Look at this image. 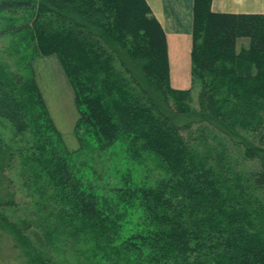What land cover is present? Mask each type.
Wrapping results in <instances>:
<instances>
[{"label": "trees", "instance_id": "16d2710c", "mask_svg": "<svg viewBox=\"0 0 264 264\" xmlns=\"http://www.w3.org/2000/svg\"><path fill=\"white\" fill-rule=\"evenodd\" d=\"M210 6L211 0L193 3L194 108L191 88L170 85L166 35L145 0H0V14L28 12L16 30L29 33L37 56L58 57L74 92L75 135L86 126L100 144L127 138L154 155L163 172L154 186L134 191L143 229L120 235V216L54 155L67 151L32 76L44 113L36 148L50 157L39 166L25 157L22 167L36 178L35 203H43L36 208L45 213L27 222L0 212V237L12 235L24 264H53L25 235L30 226L44 237L61 227L90 234L98 250L110 244L111 252L136 255L137 264H264V13H217ZM239 37L249 43L237 50ZM21 83L0 65V118L15 135L27 131L35 112L16 94ZM20 154L0 133V207L15 205L7 169ZM46 203L59 204L47 210Z\"/></svg>", "mask_w": 264, "mask_h": 264}, {"label": "rangeland", "instance_id": "374dc122", "mask_svg": "<svg viewBox=\"0 0 264 264\" xmlns=\"http://www.w3.org/2000/svg\"><path fill=\"white\" fill-rule=\"evenodd\" d=\"M28 12L17 9L0 14V65L4 68L6 78L13 75L22 77V85L16 91L18 97L33 107L34 114L28 116L29 126L27 131L16 134L12 125L4 118H0V133L3 141L14 150H20L21 156H15V164L7 169L10 178V189L15 191L14 206L0 207V212L9 215L12 220L25 219L27 222L38 221L45 210L40 211L36 206L43 203L38 199V184H34V176L22 167L25 157L32 156L35 165L45 164L50 157L47 152L40 151L37 147L38 125L43 122L44 113L37 102L34 91L29 82L33 79L39 89L47 113L61 133L63 148L57 157H64L68 167L75 178L79 179L84 187L92 189L98 197L100 204L123 224L120 235L141 230L144 227L143 211L139 206L138 187L154 186L163 172L157 159L147 151L135 148L129 139L121 138L112 145L99 143L93 133L86 126H81L75 135V125L78 112L74 102L73 88L55 54L37 56L33 50V43L26 30H16L27 19ZM8 29V30H7ZM171 40L176 38L172 36ZM127 38V37H126ZM128 39V38H127ZM169 41L168 60L170 85L174 88H191V106L197 107L199 86L192 85L191 81V35H179L175 42ZM249 39L239 37L236 40L237 50L247 47ZM27 106V105H26ZM38 113L40 115H38ZM31 146V149L28 148ZM29 178H26V174ZM28 177V176H27ZM29 182V183H28ZM42 201H47L44 196ZM59 203H46L47 210H55ZM71 220L70 213L66 216ZM54 219V218H52ZM34 226V225H33ZM22 227H25L22 224ZM29 227L31 241L36 250L51 257L53 264H137L136 255H124L109 250L110 244L103 243L102 250L96 248V242L90 234L80 233L76 236L70 227L61 231H52L44 237L42 230ZM4 233V234H3ZM0 237V264H24V250L18 246L12 235L3 232ZM40 238V239H39ZM97 249L98 253H95ZM103 251H108L105 259ZM110 252V253H109ZM96 261V263H95Z\"/></svg>", "mask_w": 264, "mask_h": 264}, {"label": "crops", "instance_id": "0c3cea01", "mask_svg": "<svg viewBox=\"0 0 264 264\" xmlns=\"http://www.w3.org/2000/svg\"><path fill=\"white\" fill-rule=\"evenodd\" d=\"M145 1L161 25L168 47L173 35L177 38L179 35L192 34L194 0ZM210 7L217 13H264V0H211ZM176 38L171 41L175 42Z\"/></svg>", "mask_w": 264, "mask_h": 264}]
</instances>
